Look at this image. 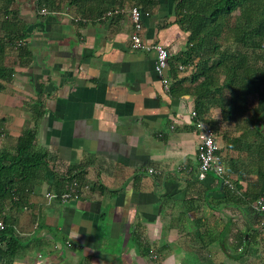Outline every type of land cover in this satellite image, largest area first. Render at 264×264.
I'll use <instances>...</instances> for the list:
<instances>
[{
  "label": "crops",
  "instance_id": "1",
  "mask_svg": "<svg viewBox=\"0 0 264 264\" xmlns=\"http://www.w3.org/2000/svg\"><path fill=\"white\" fill-rule=\"evenodd\" d=\"M97 1L83 9L94 14L103 6ZM117 5L99 18L66 5L43 14L37 0L0 9V39L23 28L31 56L25 62L7 41L0 49V67L13 71L1 83L0 147L35 127L51 171L14 212L23 248L11 264H264L263 216L254 208L264 185L256 97L234 106L224 91L225 112L210 105L198 117L211 124L225 170L224 178L199 179L191 113L200 80L175 63L187 40L174 24L175 4L160 0L142 13L141 33L167 49L173 93L155 72L154 52L131 48L130 7ZM78 166L87 187L81 199L47 202Z\"/></svg>",
  "mask_w": 264,
  "mask_h": 264
},
{
  "label": "trees",
  "instance_id": "2",
  "mask_svg": "<svg viewBox=\"0 0 264 264\" xmlns=\"http://www.w3.org/2000/svg\"><path fill=\"white\" fill-rule=\"evenodd\" d=\"M0 1L5 3L0 6L4 11L13 0ZM88 1L37 0V8L56 12L66 5L76 7L86 18H99L117 4L122 7L126 3L130 8L137 7L141 13H146L156 7L160 0H91L103 3L102 8L94 14H88L89 8L83 9ZM173 2L174 24L187 34L185 49L175 63L193 70L191 80H200L197 86L200 93L195 99L197 116L206 113L210 105L225 112L227 101L224 91L230 93L229 102L234 106L246 105L250 96L256 97L255 111L264 114V0ZM7 15H11V19L15 16L10 12ZM25 37V30L17 26L12 38L6 36L0 39V49L5 41L16 47L17 43L25 42ZM16 48L20 51L19 58L25 62L31 59L25 47L19 45ZM12 74V70L0 67V89L1 83L9 81ZM174 88L173 85L169 86L168 92L173 93ZM233 111L230 104L229 112ZM40 116L39 111L37 117ZM36 138L34 127L22 131L11 148L0 147V220L5 224V228L0 230V264H11L23 248L12 228L14 212L27 207L34 188L46 181L51 172L46 152L36 147ZM82 168L85 167L72 168L65 177H60V183L68 186L67 189L75 183L81 191L85 182Z\"/></svg>",
  "mask_w": 264,
  "mask_h": 264
},
{
  "label": "built area",
  "instance_id": "3",
  "mask_svg": "<svg viewBox=\"0 0 264 264\" xmlns=\"http://www.w3.org/2000/svg\"><path fill=\"white\" fill-rule=\"evenodd\" d=\"M43 14L45 10L41 11ZM129 20L131 23V33H130V44L134 51L139 52H154L155 54V72L161 78V83L165 91L169 90V80L166 75V69L168 66V51L167 49L155 43H146L142 39V13L137 7H132L129 10ZM77 21H84L83 19H78ZM21 45V42L17 43V46ZM179 71H185L186 67L183 65H178ZM191 118L194 120V126L198 130L197 138V159H198V178L204 179L207 174H214L220 178H224V165L220 155L217 154L218 146L215 141L214 131L209 124H206L203 120L199 119L196 112L191 113ZM2 134H0V137ZM147 172L152 175L155 171L152 168H148ZM224 184L232 188L231 183L228 179H224ZM87 189L83 186L82 190L79 191L76 184L63 191L62 193L47 192L45 194V199L47 202L59 200L66 202L69 200H79L81 199V194ZM254 208L262 214L263 218L259 223L260 227L264 226V185L262 188V195L258 197L254 202ZM5 228V224L0 220V230ZM1 246V245H0ZM152 259H156V255H151ZM154 264H157L156 262Z\"/></svg>",
  "mask_w": 264,
  "mask_h": 264
}]
</instances>
